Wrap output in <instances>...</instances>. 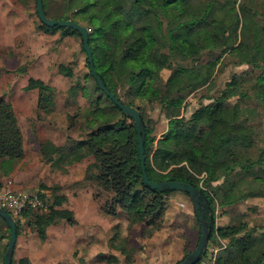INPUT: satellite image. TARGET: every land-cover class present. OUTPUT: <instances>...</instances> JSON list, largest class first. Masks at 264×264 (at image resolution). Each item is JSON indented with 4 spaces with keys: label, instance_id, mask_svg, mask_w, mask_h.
<instances>
[{
    "label": "trees",
    "instance_id": "1",
    "mask_svg": "<svg viewBox=\"0 0 264 264\" xmlns=\"http://www.w3.org/2000/svg\"><path fill=\"white\" fill-rule=\"evenodd\" d=\"M42 4L47 17L70 19L87 28L96 74L121 103L138 109L142 122L141 103L162 105L167 130L156 138L143 124L145 170L150 181H183L202 192L209 208L208 241L215 232L226 240L215 264H264V222L251 225L245 218L215 226L214 220L216 205L223 208L252 200L264 203V146L259 145L260 133L253 122L255 111L242 106L246 94L236 89L237 77L226 83L212 104L198 106L189 118L183 115L186 97L211 82L219 58L201 61V56L213 50L228 51L237 63L260 71L255 84L264 106V0H61L59 7L42 0ZM46 28L80 37L72 28ZM160 45L168 51L163 52ZM58 68L60 74L72 77L71 67L62 64ZM165 69L170 70L167 77L162 76ZM87 76L93 80L95 92L119 115L107 114L100 107L102 97H95L88 123L94 122L96 128L90 129L88 138L68 148L49 143L45 149L42 145L44 154L48 153V161L59 168L92 155L84 179L95 184V196L108 192L104 212L112 217L124 214L131 223L150 228L148 235H152L163 227L167 197L176 191L160 192L142 183L133 120L101 91L90 69ZM120 79L125 80L123 93L119 92ZM26 89L38 90V102L53 107L52 88L43 80L29 78ZM78 89L88 97L83 85L78 84ZM70 124L73 126L71 120ZM180 129L185 134H179ZM22 156L23 135L12 105L0 100V158L1 166L6 168L3 174L8 175ZM202 175L206 183L221 184L207 191L199 184ZM50 201L47 213L32 215L27 221L41 241L47 237L48 226L63 219L73 222L72 211L61 208L66 202L64 195L54 194ZM194 217L199 226L197 245L200 224L195 213ZM0 222L7 227L6 234L0 231V241L7 238L0 245L3 264L10 229L1 217ZM119 226H112L110 242L112 245L117 240L112 246L124 255L125 263L131 264L133 250H137H127L129 235L120 236ZM16 233L18 236V224ZM101 256L107 262L118 261L113 255Z\"/></svg>",
    "mask_w": 264,
    "mask_h": 264
},
{
    "label": "rangeland",
    "instance_id": "2",
    "mask_svg": "<svg viewBox=\"0 0 264 264\" xmlns=\"http://www.w3.org/2000/svg\"><path fill=\"white\" fill-rule=\"evenodd\" d=\"M49 1L53 6L59 7V3L61 4V0ZM89 13L93 11L90 10ZM160 49L163 52L168 51L164 45H160ZM94 50L98 51L99 47ZM86 57L80 37L63 35L59 30L47 29L40 22L36 12V0H0V100L12 105L23 135L24 150V156L15 163L8 175L3 174L6 168L1 166L3 159L0 158L2 181L0 191L10 189L28 196L37 194L48 206L46 212L34 207H26L20 217L16 218L20 229L26 225L32 215L47 213L51 207V197L48 195L60 194L62 190L60 184L63 173L51 170L49 164L52 162L48 161V153L44 154L42 145L45 149L50 147L49 143L68 148L78 140L87 139L90 129L96 128L94 122L89 124L88 121L94 108L92 101L97 96L102 97L100 107L107 114L119 115L112 111L109 102L99 92H95L93 80L87 76L89 69ZM217 57L219 60L213 70L210 84L186 97L183 115L189 118L198 106L212 104L226 83L235 76L238 82L236 89L246 94L242 96V106L255 111L253 122L260 133L259 145L264 146V106L260 102L258 87L255 84V78L260 71L249 64L237 63L238 59L228 51L225 53L221 50L205 51L201 61L214 60ZM62 64L72 68V77L59 73L58 67ZM169 74L168 69L162 71L163 77ZM29 78L41 79L52 88L53 107L38 102V90L26 89ZM78 84L85 87L88 97L78 89ZM72 86H77L75 91L70 90ZM124 86L125 80L120 79V93H123ZM140 105L143 110V124L151 130V135L160 137L167 130V119L162 105L157 102ZM126 121L130 122L129 119ZM180 132L181 129L179 134H185V130ZM92 162L91 155L83 160V165L87 168ZM62 170L67 171L66 168ZM73 171L76 172V169ZM90 183L92 184L88 180L85 185L91 187ZM199 184L205 190L212 191L221 184V181L206 183L205 175H202ZM90 190H93L92 187ZM94 192L97 194V188ZM107 194L108 192L105 191L95 196L92 206L99 217L95 221L89 218L87 222L89 224L95 222L96 226L86 228L85 232L79 230L76 234L78 240L71 247V251L69 245L72 242L68 243L73 238L68 235L71 224L65 220L47 228L49 238L45 246L34 231L23 234L26 243V248L23 250L35 251V253L42 250L43 253L45 249L47 251L52 249L54 253H61V257H69L58 264H72L69 261H73L74 264H128L124 262L123 256L118 251L111 248L110 238L113 231L109 228L115 223L120 224V236L129 235L130 245L127 246V250H137H133L131 264H176L186 256L187 252H191L196 247L199 226L196 224L193 207L187 194L174 192L168 195L167 210L162 218L163 227L152 235H148L150 228L131 223L124 214L114 217L107 215L103 209ZM253 207L256 210H253ZM117 210L119 211L118 208ZM214 214L215 226L245 218L251 225L259 224L264 222V203L252 200L229 206L226 210L216 205ZM21 218L23 223L19 222ZM0 231L7 233V227L2 222H0ZM6 240L7 238L4 237L0 245L2 246ZM225 244L226 240L219 238L215 232L213 238L208 241V247L201 260H208L210 256L221 251ZM113 253L119 255V262H107L101 256L114 255ZM28 263L29 261L22 263L13 261L12 264Z\"/></svg>",
    "mask_w": 264,
    "mask_h": 264
},
{
    "label": "water",
    "instance_id": "3",
    "mask_svg": "<svg viewBox=\"0 0 264 264\" xmlns=\"http://www.w3.org/2000/svg\"><path fill=\"white\" fill-rule=\"evenodd\" d=\"M36 12L40 22L46 27L59 26V27L72 28L74 31H77L79 33L82 40L84 52L87 56V63L89 64L90 72L92 73L94 79L96 80L98 87L101 89V91H103L107 95L108 98H110L114 102V104H116L122 110L125 116L133 120L138 134L139 153H140L141 170H142V183L149 186L152 190H156L160 192L176 191V192L185 193L189 196L194 213L196 214L199 220L200 237L196 247L176 264H196L201 258L202 254L205 252L208 244V239L210 236V229L207 221V214H209V208L202 192L195 186L191 185L190 183L183 181L153 182L149 180L145 170L144 139L142 134L143 122H142L141 114L138 111V109H136L135 107L121 103L118 100V98L114 96V94L110 93L106 89L103 81L96 74L92 62V51L88 43L87 28L70 19L57 20L47 17L43 9L42 0H36ZM0 217L5 220V222L7 223L10 229V236H9V241L7 243V248L5 250L3 264H11L14 248L16 244V239H17L16 221L8 211H6L1 207H0Z\"/></svg>",
    "mask_w": 264,
    "mask_h": 264
},
{
    "label": "crops",
    "instance_id": "4",
    "mask_svg": "<svg viewBox=\"0 0 264 264\" xmlns=\"http://www.w3.org/2000/svg\"><path fill=\"white\" fill-rule=\"evenodd\" d=\"M83 160L76 162L74 164H71V165H67V166L61 165L62 166L61 168H58L57 165L49 164L51 167V170L61 171V173H63L61 174V176L63 177L61 178L60 186L62 190L60 191V195H64L66 197V202L62 204L61 208H66L72 211L73 213L72 223L63 219V221L65 220L67 223L71 224L69 225L68 235L70 237L73 236V238L75 237V239L72 238L71 241H68V243L72 242L69 245V251H71V247L73 246L74 243L76 244V241L78 240L76 237V234H78L79 230L81 232H85L86 228H92L96 226L95 222H92V224H89L87 220L89 218H92L95 221V219L97 220V218L99 217V215L94 210V206H92V204L95 202L94 189L96 188V186L95 184L90 183L91 185L90 184L89 185L93 189V190H90L91 187L85 185L86 181L84 179V176H85L86 165H83L84 164ZM62 168H66L67 171L64 172ZM74 169H76V172L73 171ZM46 194L48 195L47 192ZM48 196L51 197L52 194ZM227 207L229 206L223 207V210H226ZM16 224H18V221H16ZM21 228L22 229H20V225H19V234L16 239V244H15L14 253H13V261L19 262L21 259H26V261H29L28 264H53V263L58 264V262L63 261L66 258H69L66 256L61 257L60 256L61 253H58V252L54 253L52 249H48V251L45 249L43 253H42V250L39 251V253H35V251H30V250L29 251L23 250L26 248L25 247L26 243L24 242L25 237L23 236V234L31 232L32 230H31V227L27 224V222H26V225L22 226ZM89 230L90 229H88V231ZM109 230L112 231V226L109 228ZM46 235L47 237L45 241L40 240V242L44 244V246H45L47 239L49 238V233H47V229H46ZM113 242L116 243L117 240ZM1 243L2 242H0V244ZM111 248L120 253V251L116 249L114 246H112ZM113 254H114L113 256H115L118 260H120V257L118 254L116 253H113ZM122 256L124 259V255ZM69 262L74 264L73 261H69ZM74 262L76 263V261Z\"/></svg>",
    "mask_w": 264,
    "mask_h": 264
},
{
    "label": "built area",
    "instance_id": "5",
    "mask_svg": "<svg viewBox=\"0 0 264 264\" xmlns=\"http://www.w3.org/2000/svg\"><path fill=\"white\" fill-rule=\"evenodd\" d=\"M28 206L34 207L37 210L45 211V212L48 209V206L45 203V201L40 199L37 194H31V196H28L20 192H13L10 189H5L3 191H0V207L8 211L12 215V217L15 219V221H16V218L18 219L20 215L22 214L23 210ZM19 220H20L19 222H23L22 218ZM207 247H208V244H207ZM221 248L223 247H220V249ZM216 255L217 253L210 256V258L206 261H202L201 260L202 256H201L197 264L198 263L199 264H214Z\"/></svg>",
    "mask_w": 264,
    "mask_h": 264
}]
</instances>
